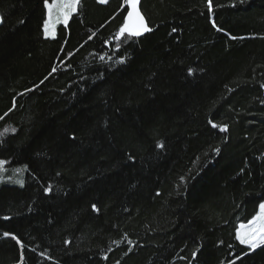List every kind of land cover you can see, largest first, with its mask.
<instances>
[{
    "label": "trees",
    "instance_id": "obj_1",
    "mask_svg": "<svg viewBox=\"0 0 264 264\" xmlns=\"http://www.w3.org/2000/svg\"><path fill=\"white\" fill-rule=\"evenodd\" d=\"M211 5L140 0L125 40L124 0L54 38L44 0H0V264H264L236 239L264 202V0Z\"/></svg>",
    "mask_w": 264,
    "mask_h": 264
},
{
    "label": "snow or ice",
    "instance_id": "obj_2",
    "mask_svg": "<svg viewBox=\"0 0 264 264\" xmlns=\"http://www.w3.org/2000/svg\"><path fill=\"white\" fill-rule=\"evenodd\" d=\"M81 0H52L49 3V0H44L45 7L48 9V20L44 23V32L45 34H49L50 28L54 29L55 23L63 22L65 25L67 24L68 19L71 17L72 13L77 10V6L80 4ZM102 4H107L108 0H99ZM124 3L130 9L125 17V21L122 26L119 28L116 36L118 39H130V38H138L142 36L145 32L151 31V29L146 25L144 21V17L139 11L138 5L140 4V0H124ZM243 3V0H241ZM208 7L211 10V0H208ZM2 21V18H0ZM215 27V25H213ZM219 31V29H217ZM101 60H104V56H100ZM111 59V57H109ZM119 63H124V60L121 59ZM56 69L54 68L52 71L54 72ZM191 74V70L189 71ZM215 127V125H213ZM8 129H4V132H7ZM14 131V130H13ZM221 131H227L226 128H221ZM4 133L0 132V136ZM75 139V137H72ZM163 147V145H159ZM219 149H217V152ZM5 161L0 160V169H2L5 165ZM21 171V170H17ZM183 180V177L181 178ZM21 186L22 185V182ZM46 191H50L46 189ZM95 208V205H93ZM8 236V233L4 234ZM12 239L16 240L17 244L20 245V248L23 249L24 245L21 241L15 236L12 235ZM236 239L239 240L241 245H246L249 249L255 250L260 245L264 244V203L259 205V211L256 215H254L247 224H241L239 230L236 233ZM131 243V241H129ZM195 252L193 253V258H195ZM107 258V257H105ZM235 264V261H233Z\"/></svg>",
    "mask_w": 264,
    "mask_h": 264
},
{
    "label": "rangeland",
    "instance_id": "obj_3",
    "mask_svg": "<svg viewBox=\"0 0 264 264\" xmlns=\"http://www.w3.org/2000/svg\"><path fill=\"white\" fill-rule=\"evenodd\" d=\"M49 3H51V2H49ZM77 11V10H76ZM75 11V12H76ZM74 12V13H75ZM48 13V9L46 8V14ZM74 13H72V15L74 14ZM0 18H1V16H0ZM48 20V14L46 15V21ZM69 20V19H68ZM68 22V21H67ZM0 23H1V21H0ZM59 24H64L63 22H60V23H55L54 24V29L53 28H50V32H49V34H45V32H44V34H45V36L47 37V38H54L55 37V35H56V28H57V26L59 25ZM264 203V202H263ZM258 211H259V208L257 209V213H258ZM256 213V214H257ZM239 228H240V226H239ZM239 230V229H238ZM246 246V245H245Z\"/></svg>",
    "mask_w": 264,
    "mask_h": 264
},
{
    "label": "water",
    "instance_id": "obj_4",
    "mask_svg": "<svg viewBox=\"0 0 264 264\" xmlns=\"http://www.w3.org/2000/svg\"><path fill=\"white\" fill-rule=\"evenodd\" d=\"M138 8H139V11L141 12V10H140V4L138 5ZM129 10H130V9H128V11H129ZM141 14H142V13H141ZM142 15H143V14H142ZM143 17H144V16H143ZM144 21H145L146 25L148 26V24H147L145 18H144ZM149 33H150V31H149V32H145L142 36H140V37H138V38H142V37L148 35Z\"/></svg>",
    "mask_w": 264,
    "mask_h": 264
}]
</instances>
